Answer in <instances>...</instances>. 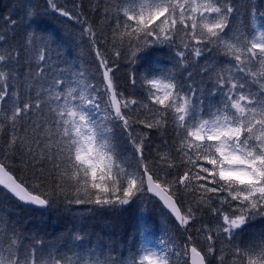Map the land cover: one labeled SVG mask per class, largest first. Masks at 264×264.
<instances>
[{
  "label": "snow or ice",
  "instance_id": "obj_1",
  "mask_svg": "<svg viewBox=\"0 0 264 264\" xmlns=\"http://www.w3.org/2000/svg\"><path fill=\"white\" fill-rule=\"evenodd\" d=\"M57 17L63 36L46 22ZM103 19L110 35L97 31L81 4L70 11L57 0L4 17L0 192L42 211L63 205L74 221L139 203V244L124 258L115 241L93 242L81 225L46 245L0 209V264H225L217 240L228 246L229 264H264V229L243 240L264 220V7L256 0H108ZM67 38L87 42L91 73L65 55ZM164 47L172 67L161 69L151 58ZM121 62L142 99L120 90ZM169 128L172 144L165 139V150L149 159L150 132L163 137ZM125 134L133 149L127 156L119 147ZM149 202L186 234L183 247L170 229L156 236L144 215ZM205 213L213 223L194 229L206 241L198 248L192 230Z\"/></svg>",
  "mask_w": 264,
  "mask_h": 264
},
{
  "label": "trees",
  "instance_id": "obj_2",
  "mask_svg": "<svg viewBox=\"0 0 264 264\" xmlns=\"http://www.w3.org/2000/svg\"><path fill=\"white\" fill-rule=\"evenodd\" d=\"M108 0H57V3L61 6H66L70 11L73 10L74 3H79L82 5L84 14L88 17L89 21L96 27L99 32L103 29L105 32H108L110 35V29L106 26V22L103 19V9L106 6ZM244 2V0H240ZM257 4L261 7H264V0H256ZM94 4H99V9L96 12L92 11V6ZM30 5L38 6L40 9H43L45 6V0H0V28H6L4 24V17L11 16L13 19H18L23 15L24 8ZM62 18H48L47 24L50 30H55L63 36L64 33V24L58 23V20ZM242 17H238V20ZM67 27L71 30L79 31V25H76L74 22H65ZM17 40H22L23 29L18 28L15 30ZM11 30H9V34ZM64 52L68 56V59L72 61L75 65L79 66L83 64L85 68L88 69V72L91 73L94 67V57L91 55L90 48L85 41L83 45L72 41L70 38H67V42L64 44ZM168 49L164 47L163 51H156L152 56L153 66L163 68H171L172 62L167 57ZM159 61V64L155 62ZM203 60L200 61L202 65ZM122 64V62H121ZM144 65L139 66V72H143ZM190 71L194 69H189ZM126 71L127 69L123 66L121 70L116 73V81L120 86V90L124 91L126 95H134L137 99H142L144 97L143 90L137 85V88L133 90L126 83ZM194 79L199 81L201 77L195 75ZM205 84L204 87H211V84L207 82V77H204ZM4 107H7L5 104ZM140 126L133 127V133L140 131ZM118 133L120 130H117ZM147 132V129H143ZM175 134L172 132L171 128L161 137L160 133L155 130L150 132V139L146 142V155L149 159L156 155L157 147L161 151L165 150L163 141L166 139L169 146L172 144V140ZM7 141V131L0 133V143ZM119 147L123 156L129 155L133 151L130 144L127 143L126 134L124 136H119ZM173 154L175 149H172ZM17 174L19 170L17 169ZM85 206H81L83 208ZM148 211L144 215L148 218L150 223H153L156 228V236H162L165 232V227H162L159 222V216L163 215L164 210L157 203L155 207L149 202L147 204ZM0 209L6 210L7 212L12 213V219L19 221V226L23 228L24 234L31 237L34 233L38 234L37 238L43 239L47 245L49 242H55L57 245L61 244L62 241L58 237L66 236L71 230H74L81 225L85 230L90 233L91 239L93 242L96 241V238L99 237L103 241H108L111 239L116 242V251L117 254L122 253L124 258H127L130 255V249L134 250L138 246L140 237L138 233H134V227L139 223V218L141 216L140 210L133 205L131 208L121 209L116 213L110 211H104L93 214H85L82 220L74 221L71 213L64 212L63 205L60 206L58 210H47L39 211L28 206H23L15 201H9L2 192H0ZM77 209L73 206V212ZM0 214H3L0 212ZM201 223H207L211 225L213 223L211 216L208 213L203 215L201 221H198L196 225L193 226L192 235L195 238L196 245L198 248H202L201 237L197 236L195 228L199 227ZM167 229L172 230V233L179 238L181 247H183V238L186 235L178 231L175 228V225L169 222ZM264 229V220L257 219L254 223V226L247 229L244 238H251L255 233L260 232ZM218 241V240H217ZM27 243V241H26Z\"/></svg>",
  "mask_w": 264,
  "mask_h": 264
},
{
  "label": "rangeland",
  "instance_id": "obj_3",
  "mask_svg": "<svg viewBox=\"0 0 264 264\" xmlns=\"http://www.w3.org/2000/svg\"><path fill=\"white\" fill-rule=\"evenodd\" d=\"M136 207L140 210V208L142 207V205H140L139 203L135 204ZM159 218V222H160V225L162 227H165L167 228L169 226V222H167L164 218V215H161L158 217ZM259 233V232H258ZM258 233H255V234H258ZM255 238V235L251 238H244V242H247L249 241L250 239H253ZM201 244H202V248H206V241H204L201 237ZM215 247H216V256H220L222 253H221V249L224 250V254H225V264H229V262L231 261V256L228 255V246L225 245V244H222L219 240L216 241V244H215ZM213 264H217V262L215 260H213Z\"/></svg>",
  "mask_w": 264,
  "mask_h": 264
},
{
  "label": "water",
  "instance_id": "obj_4",
  "mask_svg": "<svg viewBox=\"0 0 264 264\" xmlns=\"http://www.w3.org/2000/svg\"><path fill=\"white\" fill-rule=\"evenodd\" d=\"M22 205V204H21ZM24 206H27V205H24ZM162 206V205H161ZM29 207H32V208H34L33 206H29ZM35 209V208H34ZM37 210H39V209H37ZM166 211V210H165Z\"/></svg>",
  "mask_w": 264,
  "mask_h": 264
}]
</instances>
